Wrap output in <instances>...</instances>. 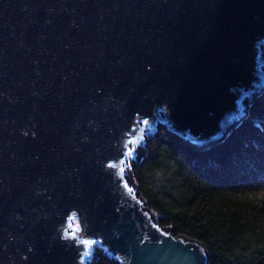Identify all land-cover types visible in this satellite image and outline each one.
Segmentation results:
<instances>
[{
	"label": "water",
	"instance_id": "obj_1",
	"mask_svg": "<svg viewBox=\"0 0 264 264\" xmlns=\"http://www.w3.org/2000/svg\"><path fill=\"white\" fill-rule=\"evenodd\" d=\"M263 92L264 0H0V264H209L131 161L158 125L221 142Z\"/></svg>",
	"mask_w": 264,
	"mask_h": 264
},
{
	"label": "trees",
	"instance_id": "obj_2",
	"mask_svg": "<svg viewBox=\"0 0 264 264\" xmlns=\"http://www.w3.org/2000/svg\"><path fill=\"white\" fill-rule=\"evenodd\" d=\"M221 142L198 147L166 126L133 167L158 223L202 242L209 264H264V92ZM93 264H119L99 249Z\"/></svg>",
	"mask_w": 264,
	"mask_h": 264
},
{
	"label": "rangeland",
	"instance_id": "obj_3",
	"mask_svg": "<svg viewBox=\"0 0 264 264\" xmlns=\"http://www.w3.org/2000/svg\"><path fill=\"white\" fill-rule=\"evenodd\" d=\"M157 128L160 129V125H158ZM156 137H157V136H156ZM156 137H152V138L146 137L147 144H148L150 141L155 142V138H156ZM137 149H138V152L142 153V155L140 156V158H139L138 160H132V161H131L132 167H134L135 165H138V164L143 160V158H144V156H145V154H146V152H147V150H148V147H147V150H146V148H145L144 146H142V145H138V146H137ZM130 175H131V177L133 178V180L135 181V183L138 185V186H137V189H138V191L140 192V196H141V198L143 199L145 206L149 207V205H148V201L143 197V194H142V192H141L140 185H139V183L137 182V180H136L135 177H134L133 169H130ZM159 219H160V218H159V215H157V217H155V220L158 222ZM95 252L98 254V248H97V247L95 248ZM96 257H97V256H96ZM95 259H96V258H95ZM95 259L91 260V264H93V262L95 261Z\"/></svg>",
	"mask_w": 264,
	"mask_h": 264
},
{
	"label": "snow or ice",
	"instance_id": "obj_4",
	"mask_svg": "<svg viewBox=\"0 0 264 264\" xmlns=\"http://www.w3.org/2000/svg\"><path fill=\"white\" fill-rule=\"evenodd\" d=\"M144 123H147V121H144ZM129 155H131V150H129ZM122 163H123V162H122ZM113 167H115V165H113ZM121 171H123V169H121ZM126 186H127V185H126ZM129 190H131V189H129ZM82 243H83L84 245L91 246V245H93V244L95 243V241H93V240H89V239H85V240L82 241ZM85 255H88V253L86 252Z\"/></svg>",
	"mask_w": 264,
	"mask_h": 264
},
{
	"label": "bare ground",
	"instance_id": "obj_5",
	"mask_svg": "<svg viewBox=\"0 0 264 264\" xmlns=\"http://www.w3.org/2000/svg\"><path fill=\"white\" fill-rule=\"evenodd\" d=\"M247 104L249 105V101L247 102ZM139 197H140V196H139ZM140 198H141V197H140ZM141 199H142V198H141ZM142 200H143V199H142ZM143 205H145V204H144V201H143Z\"/></svg>",
	"mask_w": 264,
	"mask_h": 264
}]
</instances>
